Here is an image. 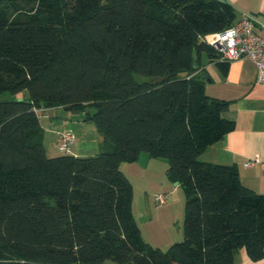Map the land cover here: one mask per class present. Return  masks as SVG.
<instances>
[{"label": "trees", "instance_id": "trees-1", "mask_svg": "<svg viewBox=\"0 0 264 264\" xmlns=\"http://www.w3.org/2000/svg\"><path fill=\"white\" fill-rule=\"evenodd\" d=\"M234 17L218 0H0V93H29L0 100V264H234L242 247L264 256V194L234 165L200 159L234 127L200 77L204 52L227 71L203 37ZM55 106L83 112L112 149L48 155L36 109ZM141 153L164 158L186 190L184 238L167 250L141 240L131 211L120 164Z\"/></svg>", "mask_w": 264, "mask_h": 264}, {"label": "crops", "instance_id": "crops-1", "mask_svg": "<svg viewBox=\"0 0 264 264\" xmlns=\"http://www.w3.org/2000/svg\"><path fill=\"white\" fill-rule=\"evenodd\" d=\"M225 1L234 9L233 22L245 16L251 17L255 31L264 36V0ZM200 62L202 73L208 77L204 80L205 93L227 101L228 107L223 116L234 121L233 129L218 142L207 146L200 154V159L234 165L246 187L264 194V83L257 82L256 67L248 58L229 62L225 73L220 70L217 60L205 52L200 55ZM12 97L28 100L29 93L24 89ZM37 113L43 129L42 142L50 156L60 154L58 149L55 150L52 139H57V133L67 129L74 134L71 149L76 156H90L112 149V144L103 138L96 125L84 120L81 111L77 113L55 106L40 109ZM142 154L138 159L143 158L146 164H155V159L146 153ZM253 156H257L259 161L252 166H245L244 162ZM233 263L264 264V256L254 260L242 247L234 253Z\"/></svg>", "mask_w": 264, "mask_h": 264}, {"label": "rangeland", "instance_id": "rangeland-1", "mask_svg": "<svg viewBox=\"0 0 264 264\" xmlns=\"http://www.w3.org/2000/svg\"><path fill=\"white\" fill-rule=\"evenodd\" d=\"M133 78L137 82L149 79L138 73H133ZM12 95L7 91L2 92L0 100L12 99ZM52 142L56 145V138ZM142 159L123 161L120 164V169L132 185L131 211L140 228L141 240L150 246L167 250L173 243L184 238L186 190L183 184L175 185V181L169 178L164 158H153L156 161L153 165L146 164ZM157 193L165 195L164 204L155 205L154 195ZM107 262L116 264L111 260Z\"/></svg>", "mask_w": 264, "mask_h": 264}, {"label": "built area", "instance_id": "built-area-1", "mask_svg": "<svg viewBox=\"0 0 264 264\" xmlns=\"http://www.w3.org/2000/svg\"><path fill=\"white\" fill-rule=\"evenodd\" d=\"M204 41L215 48L219 54V60L231 62L242 58L250 59L257 71V82L264 83V36L254 29V22L251 17L245 16L230 26L213 33L204 35ZM40 109H36L38 112ZM74 141V134L71 130H63L57 133V149L64 154H72L71 144ZM259 161L253 156L244 162L245 166H252ZM166 201L165 195H155L157 205Z\"/></svg>", "mask_w": 264, "mask_h": 264}, {"label": "water", "instance_id": "water-1", "mask_svg": "<svg viewBox=\"0 0 264 264\" xmlns=\"http://www.w3.org/2000/svg\"><path fill=\"white\" fill-rule=\"evenodd\" d=\"M219 2H225V0H218ZM187 74V72L186 71H183V72H181L180 73V75L181 76H185ZM200 77L202 78V79H208V77H207V74L206 73H202L201 75H200ZM165 79V76H162V77H158V78H156V79H154V82H159V81H162V80H164ZM18 99H20V98H18ZM67 109H70V108H67ZM89 110V107H86V111H88ZM73 112H79V110L78 109H75V110H72ZM179 182L178 181H175V184H178Z\"/></svg>", "mask_w": 264, "mask_h": 264}]
</instances>
